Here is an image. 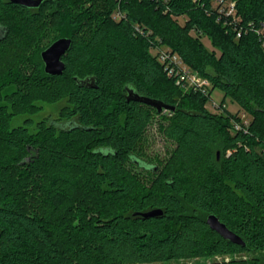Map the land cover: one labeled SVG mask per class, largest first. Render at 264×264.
Instances as JSON below:
<instances>
[{
	"label": "trees",
	"instance_id": "1",
	"mask_svg": "<svg viewBox=\"0 0 264 264\" xmlns=\"http://www.w3.org/2000/svg\"><path fill=\"white\" fill-rule=\"evenodd\" d=\"M230 2L235 25L216 21ZM249 23L264 24V0H0V264H264V50ZM59 37L72 40L65 69L49 75L40 52ZM162 49L209 79L207 93H184ZM240 113L250 119L234 129ZM154 116L174 143L161 164L134 150Z\"/></svg>",
	"mask_w": 264,
	"mask_h": 264
},
{
	"label": "water",
	"instance_id": "2",
	"mask_svg": "<svg viewBox=\"0 0 264 264\" xmlns=\"http://www.w3.org/2000/svg\"><path fill=\"white\" fill-rule=\"evenodd\" d=\"M12 3L18 4L22 7H38L42 0H9ZM71 38L69 37H59L53 40L48 46H46L41 52L40 57L44 65V71L49 75H60L65 69V62L63 61V55L69 50L71 46ZM82 85L87 87H95L94 77H88L81 80ZM126 99L143 102L156 109L158 113L164 110H172L174 106L167 104L159 99L151 98L145 95L139 94L132 88H127ZM154 169V167H152ZM143 217H153L162 214V210L159 208L151 209L145 212H139ZM209 227L216 231L224 239L231 242L244 245L242 239L235 234L227 225L222 222L215 214L209 213L205 219Z\"/></svg>",
	"mask_w": 264,
	"mask_h": 264
},
{
	"label": "rangeland",
	"instance_id": "3",
	"mask_svg": "<svg viewBox=\"0 0 264 264\" xmlns=\"http://www.w3.org/2000/svg\"><path fill=\"white\" fill-rule=\"evenodd\" d=\"M187 18L188 17L186 15H182L178 18V21L179 23L182 24ZM200 42L203 43L206 46V48L209 49V51H211V53L214 56H217L219 54V48L217 46H214L211 43L210 37H203L202 39H200ZM160 47H164V46H160ZM150 51L153 54L156 53V50L153 48H151ZM198 75L203 78L202 75L200 74ZM181 87L184 93L191 88L188 85L187 86L182 85ZM223 96H224V93L222 92V90H220L217 87L213 88L211 90L210 98L206 102L207 109L212 112L219 111L218 104L221 102V99ZM224 105H225V108L228 109L230 112L239 111V108L236 102H234L228 96L225 97ZM56 110H57V107H55V105L46 106L45 110L42 113H40L39 116H43L46 114L53 115L56 112ZM240 119L243 120L244 122H247L250 119V117L247 114H244V117ZM158 122H159V118L157 116H154L152 120L150 121V123H148V125L146 126L144 134H142V136L138 140L137 145L134 148L135 152L142 159L147 160L154 164L164 163L167 160V158L170 156L174 148V143L164 138V136L158 130L157 128ZM131 170L139 175H142V176L145 175V173L142 172L137 167H132ZM155 264H158V263H155Z\"/></svg>",
	"mask_w": 264,
	"mask_h": 264
},
{
	"label": "built area",
	"instance_id": "4",
	"mask_svg": "<svg viewBox=\"0 0 264 264\" xmlns=\"http://www.w3.org/2000/svg\"><path fill=\"white\" fill-rule=\"evenodd\" d=\"M221 18L224 19L223 23L225 24L232 25L236 23L237 17L235 16V9L233 2H230L227 7L222 6L218 9V14L215 20L219 21V19ZM249 26L251 30L256 34L258 41L264 50V24L261 23L258 26L251 27L249 23ZM233 28L236 32V37H240L244 29L242 27H236V26H234ZM158 57L160 62L163 64L167 75L175 77L177 84L186 85V86L188 85L197 91L207 93V90L210 87V81L205 77L203 78L200 77L198 73L190 70L189 67L186 64H184L176 54L169 53L167 50L162 49L158 52ZM221 107L225 108L224 103L221 104ZM218 108H220V106ZM242 117H244V113L240 114V118ZM241 121L244 124L248 123V121L244 122L243 120L240 119L239 122L238 121L234 122V129L240 128Z\"/></svg>",
	"mask_w": 264,
	"mask_h": 264
}]
</instances>
